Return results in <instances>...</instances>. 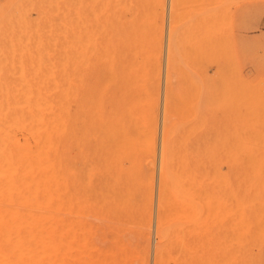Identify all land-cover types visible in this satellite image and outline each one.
<instances>
[{"label":"rangeland","instance_id":"1","mask_svg":"<svg viewBox=\"0 0 264 264\" xmlns=\"http://www.w3.org/2000/svg\"><path fill=\"white\" fill-rule=\"evenodd\" d=\"M107 30L122 32L120 83L127 88H120L121 122L107 120L111 129L99 131L107 138L120 129L122 141L98 146L90 170L81 163L90 203L56 212L76 220L52 244L57 263L264 264V0H0V140L8 148L0 208L9 222L0 224V242L12 264H21L22 144L32 162L38 135L63 134L45 95L50 100L55 78L82 59L89 35ZM78 115V127L88 129V114ZM50 142L63 158L92 151L86 143ZM33 174L30 167V195ZM182 196L186 208L176 215Z\"/></svg>","mask_w":264,"mask_h":264},{"label":"bare ground","instance_id":"2","mask_svg":"<svg viewBox=\"0 0 264 264\" xmlns=\"http://www.w3.org/2000/svg\"><path fill=\"white\" fill-rule=\"evenodd\" d=\"M125 28H126V26H125ZM119 30H116L113 32H110V30L109 31L107 30L108 32H104L100 36L89 35L88 44L85 46L84 53L82 54V59L81 60L79 59L80 61L77 60L78 62H76L74 65H72L67 70L63 68L62 71H64L63 72L64 74H61L58 77H56L54 84H52L53 82L51 83V81L53 79H51V81H49L50 79L48 78L49 84L51 83L52 86L54 85L53 90L51 88V85L49 86V88H51V90H52V92L50 94V96H51L50 100L51 101L48 98L49 94L45 95V92L43 95H45L46 97H45V100H43V101L47 105L49 103L53 105L52 109L56 113V118H57V120L55 119V122H56V124L61 126L60 131L63 132V134L58 133L59 136L56 138H54L53 135H51L50 139L45 138V135H38L39 140L36 143V148L33 152L34 155H33L32 162L29 161V156L27 153L28 152L27 151V145L25 146L24 143L22 144L23 156L21 158V165H22L21 170H22V176H23V190H22L23 191V200L22 201H23V205H24V209H23L24 214H23V222H22L23 227H22V231H21L22 238H21V240L18 239L19 241H18V245H17V250L15 249L16 250L15 252L17 253V256H18L17 260L19 259L21 261V264H59L57 262L60 261L61 259H60V255L57 253L58 249L55 248V246H57L58 244H55V245H52V244H54L55 239L61 240L60 238H63L65 232L68 233V228L66 227V225H67L66 222H68L70 224V226H74L76 224V220L71 218V219H67L65 222V219L60 214H57L56 212L60 209L66 210V211H73V210L78 209L82 205H88L90 203L91 183H90L88 174H86L85 178H82V174L80 172L81 171V163L84 164L83 167H85L86 170H90L89 165L95 159V157H93L92 154L94 153V151L96 153H99L101 151V149H96L98 146L114 144V143H109V142H113V141H122V135H121L120 129H117L114 131H107V132H110L109 134L112 133V136H109L107 138H105L106 136L105 137L103 136L104 132L99 131L100 128L103 126H104L105 131L111 129V128L106 127L105 123L107 120H108V123L121 122L120 112H122V111H120V107H121L120 106V99H121L120 98V92H122V91H120V88H123V87L127 88V85L123 86V84H124L123 82H125V81L122 82L123 84L120 83V78H121V75H120L121 65H120V63L123 61L122 60L123 58L121 59V36H123V35L121 34L122 32ZM123 50H124V48H123ZM124 51H127V49ZM179 51H180V49H179ZM72 61H74V60H72ZM146 63L150 64V62H146ZM5 69H3V72L5 71ZM60 69H62V65H61ZM124 69L127 70L126 68H124ZM62 71H58V72L62 73ZM5 73H8V72H5ZM5 73H2V74L5 75ZM58 74H56V75H58ZM47 75H45V76H47ZM147 75L149 78V73ZM5 76L10 78L11 75H9V76L5 75ZM16 77H18V76H16ZM104 78H105V87H102V85L104 84V83L102 84V81ZM11 79L12 78H10V80ZM13 79L15 80V81H13L14 83L16 82V80H19V79H15V77ZM12 80H11V82H12ZM18 83H20V82H18ZM120 84H121V87H120ZM18 86H20V85L18 84ZM150 86H151V84L149 85V87ZM22 87H24V85ZM43 87H41V88H43ZM133 88H135V87H133ZM20 89H22V88H20ZM147 89H149V88H147ZM105 90H107V91L111 90V91H108L109 95L106 94ZM123 90H124V88H123ZM10 91L12 92L11 89H10ZM26 91H28V90L26 89ZM34 92H36V90ZM126 94H128V93H126ZM4 95H5V92H4ZM35 96H36V94H34L33 97H31V98L35 99ZM0 97H1V95H0ZM106 100H107V102H110V105H111V111L110 112H106V103H107ZM22 101H24V100H22ZM40 101H42V99ZM12 102H10V104ZM110 105H109V107H110ZM30 106L32 107V105H30ZM33 111H35V110H33ZM81 112L86 113L89 116V120H88L89 128L88 129L85 126H84V128L78 127L80 125L76 122V119H78V117H79L78 113L80 114ZM125 116H126V119H127V117H129L128 115H124V117ZM124 117H122L123 120H124ZM65 123H73L75 125H74V127H67V126L63 125ZM137 127L141 128L140 126H137ZM137 127L135 130H137ZM96 128H98V130H96ZM127 132H128V134L126 133L127 135L131 134V136H133L132 135L133 133H129V131H127ZM134 134L136 135V133H134ZM142 134L139 137L137 136L136 138H138V139L140 138V140H141L142 136H145L144 134L143 135ZM125 137H127V136H125ZM53 139L59 141L58 144H60V142H64V143H66V142L86 143L87 146H91L92 151H90V149H89V151L91 153L89 154V151H87V155L83 156L81 159L77 158L74 155H71L70 157H67V158H63L61 156H57L56 153H54L53 147H47V145L51 143L50 140H53ZM127 139H130V138H127ZM7 150H8L7 143L3 140H0V177H1V174H3V172H4L3 166H4L5 159H6L5 156H6ZM14 151H15V149H14ZM15 153H16V151H15ZM12 154H14V153H12ZM14 162H15V160H14ZM14 164H16V162ZM21 165L19 167H21ZM6 167L4 166V168H6ZM30 167H33V171H34L33 178H32V181H33L32 189L33 190H32L31 195H30L29 185H28V170ZM118 171L121 173L122 169H120ZM181 171H182L183 176H184V168L181 167ZM8 172H7V174H8ZM4 173H6V171ZM19 173H20V170H19ZM38 175H39V179H38ZM175 175H178V169H174L173 176H175ZM17 176H18V174L16 175V178H17ZM14 178H15V176H14ZM190 179L191 178H189V180ZM173 181H175V178H173ZM235 181H236V179H235ZM72 182L75 183L77 186L73 187V188H66V185L67 184L70 185V183H72ZM1 183H2V181H1ZM9 183L11 184V182H9ZM36 183H39V186H37ZM245 183H246V181H245ZM183 184H184V178L182 180H178L176 182H173V185L176 188L179 186H183ZM5 186H7V184ZM5 186H3L2 189ZM10 187H11V185H10ZM39 187H40V189H39ZM5 190L6 189L4 188V191ZM114 190H112V192ZM7 196H9V194ZM5 197H6V195H5ZM5 197H4V199L7 198V197L6 198ZM204 199H205V197H204ZM1 200L2 199H0V202H2ZM197 200H198V197H197ZM16 206L19 207L20 205L18 206V204H17ZM183 207H184V196H182V199L178 205V212H175V214L176 215H177V213L182 214L183 210H184ZM234 207L236 208L237 206H234ZM184 208H186V206ZM52 210H53L52 214H47L48 212H50ZM211 210H213V209H211ZM21 211L22 210H20V212ZM232 212H233L232 213V215H233L235 210ZM188 213L190 215L189 211H188ZM3 214L4 213H2V208H0V224H3V222L5 223L8 220V219L6 221L4 220L5 217H3ZM16 214H17V212H16ZM15 216H16L15 220H17V215H15ZM237 216H238V214H237ZM9 218H10V216H9ZM202 218H204V217H202ZM19 219H21V217ZM19 219L17 222L15 221L16 225L19 223ZM232 219H233V217H232ZM252 221H253V219H252ZM240 225H243V224H240ZM255 226H256V224H255ZM201 228H203V227H201ZM0 229H2V228L0 227ZM183 229L185 231L186 228H183ZM195 229H197V228H195ZM254 229L257 230V228H254ZM5 230H8V229L6 228ZM237 230H238V228H237ZM174 231H176V229ZM253 231H255V230H253ZM253 231L251 232L252 234H254ZM2 232H0V241L1 242H2V239L4 238V237L1 238V236L4 234V232H3V234H2ZM181 232H183V230H181ZM52 233H55V234H52ZM185 233L186 232H184V234ZM256 233H255V235H256ZM258 233H259V231H258ZM233 234H235V233H233ZM8 236H9V234L7 235V237ZM186 236H188V235L186 234ZM186 236H185V238H186ZM254 237H256V236L250 237V238H252L251 240H253ZM14 238H16V237H14ZM13 240L15 241V239H13ZM1 242H0V244H1ZM11 242H12V240H11ZM12 243H14V242H12ZM61 243L62 242H60V244ZM4 244H5V241H4L3 245ZM6 244H5V246L7 247L8 245H6ZM3 245L2 244L0 245V264H12L10 252H8L7 249H4L5 246L3 247ZM180 245H181V243H180ZM260 245H261V242H260ZM243 246H245V241H244ZM246 247H249L248 244L246 245ZM246 247H245V250H246ZM235 248H236V246H235ZM253 252H254V250H253ZM15 256H16V254H15ZM15 260H16V258H15ZM17 260H16V262H17Z\"/></svg>","mask_w":264,"mask_h":264}]
</instances>
